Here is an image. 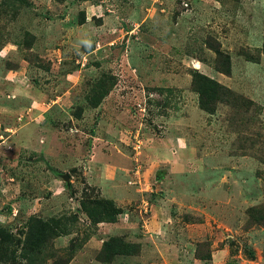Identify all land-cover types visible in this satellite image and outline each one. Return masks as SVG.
Instances as JSON below:
<instances>
[{
  "label": "rangeland",
  "instance_id": "obj_1",
  "mask_svg": "<svg viewBox=\"0 0 264 264\" xmlns=\"http://www.w3.org/2000/svg\"><path fill=\"white\" fill-rule=\"evenodd\" d=\"M32 217L68 264H264V0H0V264Z\"/></svg>",
  "mask_w": 264,
  "mask_h": 264
},
{
  "label": "trees",
  "instance_id": "obj_2",
  "mask_svg": "<svg viewBox=\"0 0 264 264\" xmlns=\"http://www.w3.org/2000/svg\"><path fill=\"white\" fill-rule=\"evenodd\" d=\"M219 56H221L220 59L222 60L223 66L216 63L217 69L223 73H230L231 61L229 57H223L221 54H219ZM200 76L205 79L204 85L198 84L195 87V90L199 94L200 106L204 110L213 111L215 106H211V102L217 100L224 101L229 90L227 87L208 76ZM51 223L57 225L54 219L49 221H44L39 217H32L30 219L27 236L21 254L22 258L25 259L26 264H47L48 259H54L53 264H68L70 262V257L65 259L57 258L55 252L49 248L50 246H53L49 243V239H53L60 233L56 227L49 226ZM114 239L115 238H113V240ZM110 240H112V238L103 243V253L114 252L112 251L114 248L112 247V242H109Z\"/></svg>",
  "mask_w": 264,
  "mask_h": 264
},
{
  "label": "crops",
  "instance_id": "obj_3",
  "mask_svg": "<svg viewBox=\"0 0 264 264\" xmlns=\"http://www.w3.org/2000/svg\"><path fill=\"white\" fill-rule=\"evenodd\" d=\"M164 222H162V224H163ZM169 227H171V226H169ZM163 232V236H161V237H163L164 238V236H166L167 234H169L170 236L175 232V230H171V228L170 229H166V231H162ZM163 241H165V242H167V243H169V236H167V238H165V239H162ZM104 243V242H103ZM163 247H166L165 245H162ZM169 247V246H168Z\"/></svg>",
  "mask_w": 264,
  "mask_h": 264
}]
</instances>
